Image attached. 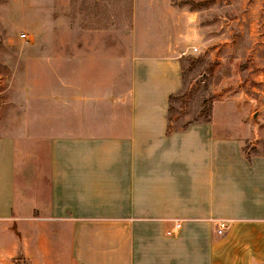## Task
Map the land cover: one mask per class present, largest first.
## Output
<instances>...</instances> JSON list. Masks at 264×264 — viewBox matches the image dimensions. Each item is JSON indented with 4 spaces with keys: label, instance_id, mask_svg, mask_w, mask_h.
Returning a JSON list of instances; mask_svg holds the SVG:
<instances>
[{
    "label": "crops",
    "instance_id": "crops-1",
    "mask_svg": "<svg viewBox=\"0 0 264 264\" xmlns=\"http://www.w3.org/2000/svg\"><path fill=\"white\" fill-rule=\"evenodd\" d=\"M93 46L0 131V264H264V154L225 124L170 121L179 59ZM22 140L48 150L29 182Z\"/></svg>",
    "mask_w": 264,
    "mask_h": 264
},
{
    "label": "rangeland",
    "instance_id": "rangeland-1",
    "mask_svg": "<svg viewBox=\"0 0 264 264\" xmlns=\"http://www.w3.org/2000/svg\"><path fill=\"white\" fill-rule=\"evenodd\" d=\"M94 43L118 59H179L172 121L225 124L246 155L264 154V0H0V131L23 130L34 86L59 90ZM19 147L29 182L47 146Z\"/></svg>",
    "mask_w": 264,
    "mask_h": 264
},
{
    "label": "built area",
    "instance_id": "built-area-1",
    "mask_svg": "<svg viewBox=\"0 0 264 264\" xmlns=\"http://www.w3.org/2000/svg\"><path fill=\"white\" fill-rule=\"evenodd\" d=\"M179 227H180V222L179 221H176L175 226H174V230H176ZM226 227H227L226 221H220L219 222L218 233H223V231L226 229ZM174 230L169 231V233L174 232Z\"/></svg>",
    "mask_w": 264,
    "mask_h": 264
},
{
    "label": "trees",
    "instance_id": "trees-1",
    "mask_svg": "<svg viewBox=\"0 0 264 264\" xmlns=\"http://www.w3.org/2000/svg\"><path fill=\"white\" fill-rule=\"evenodd\" d=\"M171 96H170V100H171ZM169 110L171 111L172 109H171V107L169 108ZM170 121H171V118H170ZM168 132L170 133V132H172V127H171V125L168 127ZM14 229L16 230V227L14 226ZM18 234V233H17ZM19 235V234H18Z\"/></svg>",
    "mask_w": 264,
    "mask_h": 264
},
{
    "label": "water",
    "instance_id": "water-1",
    "mask_svg": "<svg viewBox=\"0 0 264 264\" xmlns=\"http://www.w3.org/2000/svg\"><path fill=\"white\" fill-rule=\"evenodd\" d=\"M256 116V115H255Z\"/></svg>",
    "mask_w": 264,
    "mask_h": 264
}]
</instances>
